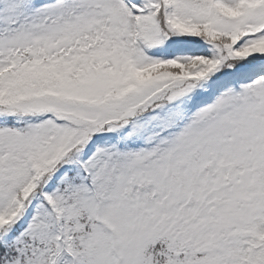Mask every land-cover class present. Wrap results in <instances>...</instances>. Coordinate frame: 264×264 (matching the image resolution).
I'll return each instance as SVG.
<instances>
[{
	"label": "snow or ice",
	"instance_id": "snow-or-ice-1",
	"mask_svg": "<svg viewBox=\"0 0 264 264\" xmlns=\"http://www.w3.org/2000/svg\"><path fill=\"white\" fill-rule=\"evenodd\" d=\"M0 264H264V0H0Z\"/></svg>",
	"mask_w": 264,
	"mask_h": 264
}]
</instances>
